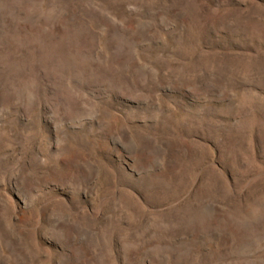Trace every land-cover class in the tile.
I'll return each instance as SVG.
<instances>
[{"label": "rangeland", "instance_id": "rangeland-1", "mask_svg": "<svg viewBox=\"0 0 264 264\" xmlns=\"http://www.w3.org/2000/svg\"><path fill=\"white\" fill-rule=\"evenodd\" d=\"M0 264H264V0H0Z\"/></svg>", "mask_w": 264, "mask_h": 264}]
</instances>
